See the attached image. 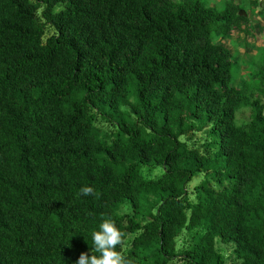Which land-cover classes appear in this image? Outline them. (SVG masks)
Listing matches in <instances>:
<instances>
[{
    "label": "trees",
    "instance_id": "16d2710c",
    "mask_svg": "<svg viewBox=\"0 0 264 264\" xmlns=\"http://www.w3.org/2000/svg\"><path fill=\"white\" fill-rule=\"evenodd\" d=\"M248 28L234 0H0V264H75L108 217L134 264H264L263 106L210 37Z\"/></svg>",
    "mask_w": 264,
    "mask_h": 264
},
{
    "label": "rangeland",
    "instance_id": "374dc122",
    "mask_svg": "<svg viewBox=\"0 0 264 264\" xmlns=\"http://www.w3.org/2000/svg\"><path fill=\"white\" fill-rule=\"evenodd\" d=\"M33 1V0H30ZM206 6H212L217 10H221L224 7V3L227 0H202ZM237 1V0H235ZM251 0H240V10L248 17L250 28L247 29V33H242L236 29L231 32L230 35L221 37L219 31L212 30L210 37L213 42L219 41L230 52V74L229 85L237 88H241L244 83L245 89L248 94L252 92V98L259 99L263 106L264 112V85L254 87L253 84L258 82L256 73L264 74V0H258V5L253 6L250 3ZM257 1V0H256ZM63 7V3L59 2L54 4L53 11H58ZM39 11V9H38ZM55 29L50 24H44L42 39L54 34ZM248 88V90H247ZM249 119V109L240 107L234 113V122L237 125L245 123ZM95 123L99 126L102 133L111 135L115 128L103 122L97 118ZM192 139L188 143H194L196 146L201 147V143L204 140V133L195 132L192 134ZM161 172L160 167L151 166L147 176L155 177ZM143 173L145 170L143 169ZM202 179V175L198 174L192 178L186 185L187 190L190 191L193 186L199 183ZM190 198H192L190 196ZM188 240V235L185 231H181L175 238V248L180 250L185 242ZM232 243H223L215 238V248L222 254L225 262L229 264H236L238 260L232 253ZM169 264H181L177 260H172Z\"/></svg>",
    "mask_w": 264,
    "mask_h": 264
},
{
    "label": "clouds",
    "instance_id": "9594fccd",
    "mask_svg": "<svg viewBox=\"0 0 264 264\" xmlns=\"http://www.w3.org/2000/svg\"><path fill=\"white\" fill-rule=\"evenodd\" d=\"M77 195L96 196V192L91 186H84ZM125 233L117 226L111 218H105L99 225V230L92 232V254L81 252L75 264H134V261L117 251L118 246L124 243Z\"/></svg>",
    "mask_w": 264,
    "mask_h": 264
},
{
    "label": "crops",
    "instance_id": "0c3cea01",
    "mask_svg": "<svg viewBox=\"0 0 264 264\" xmlns=\"http://www.w3.org/2000/svg\"><path fill=\"white\" fill-rule=\"evenodd\" d=\"M235 1V0H234ZM235 2H237L238 4L240 3V0H237V1H235ZM241 12V11H240ZM244 14V13H243Z\"/></svg>",
    "mask_w": 264,
    "mask_h": 264
},
{
    "label": "water",
    "instance_id": "95a60500",
    "mask_svg": "<svg viewBox=\"0 0 264 264\" xmlns=\"http://www.w3.org/2000/svg\"><path fill=\"white\" fill-rule=\"evenodd\" d=\"M241 11V10H240ZM241 13H243L242 11H241Z\"/></svg>",
    "mask_w": 264,
    "mask_h": 264
}]
</instances>
